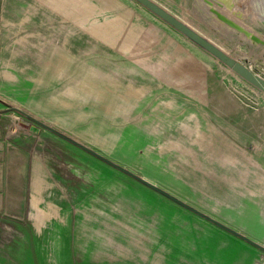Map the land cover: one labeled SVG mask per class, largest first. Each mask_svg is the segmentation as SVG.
<instances>
[{
  "label": "rangeland",
  "instance_id": "rangeland-1",
  "mask_svg": "<svg viewBox=\"0 0 264 264\" xmlns=\"http://www.w3.org/2000/svg\"><path fill=\"white\" fill-rule=\"evenodd\" d=\"M92 1L99 14L87 20L78 13L71 26L65 9L82 0H41L46 23L31 29V54L22 58L23 46L2 44L0 0V70L9 74L0 96L264 244V92L157 15L142 14L140 34L111 22L115 0ZM156 1L264 74V0ZM38 6L31 0L32 11ZM91 25H108L106 43L85 39ZM182 46L202 53L200 101L179 84L170 88L168 65H161ZM70 54L95 60H78L79 74L64 75L59 68ZM88 62L141 68L142 76L127 73L142 100L127 90L123 98L124 84L86 71ZM0 117L7 118L0 123V179L14 184L0 187V264L21 263L6 249L20 229L16 248L32 257L23 264H264L261 249L21 112L0 110Z\"/></svg>",
  "mask_w": 264,
  "mask_h": 264
},
{
  "label": "crops",
  "instance_id": "crops-1",
  "mask_svg": "<svg viewBox=\"0 0 264 264\" xmlns=\"http://www.w3.org/2000/svg\"><path fill=\"white\" fill-rule=\"evenodd\" d=\"M110 1V0H108ZM116 3H114V7L115 9L112 10L114 12V14L116 15L115 17L112 18L111 22H113L115 25L117 23L120 22H125V24H127L128 26H131L132 29H134V31L139 32L141 34V31L143 28H145V25H143V19L142 18V14L144 17L146 18H150L148 14H153V12H151L149 9H147L145 6L141 5L140 3H137L138 5L142 6L143 8H145L146 11H142L141 9H137V7L135 5H133L132 3H128V1L126 0H115ZM40 2L41 0H39V6L38 7H34V11L31 10V0H3V6H2V11H1V15L3 14V27H4V35L2 36V44H4V42H8L11 43L13 46L15 44H18L20 46H23L22 48L17 49L19 57L24 58L27 54H31V48L29 47L30 45V34H31V29L32 28H40L42 25H44L46 23V17H47V12L45 10V8L43 9L42 6H40ZM90 2H93L92 0H82V4L80 5V7H75V9H65V12L68 13L69 15V20H70V24L71 26L75 25L77 26V20L75 19L78 15V13H82V14H86L85 19H93L96 14H99L97 12V7H96V3L91 4ZM158 2V1H157ZM160 3V2H159ZM162 4V3H160ZM165 7V6H164ZM42 8V9H41ZM168 9V8H167ZM169 11H171L170 9H168ZM148 11V12H147ZM36 12L38 15H36ZM145 12V13H144ZM150 12V13H149ZM172 12V11H171ZM32 13H34V15H32ZM62 14H64V11L61 12ZM147 25V23H146ZM108 26V25H107ZM106 27H104L103 29H101L100 27L94 28V25H91V29H93L91 32H88V35H84L85 39L87 41H89L90 43H92V45H94V43H96L97 41L102 42V43H106L107 41V35L108 34H104L106 32ZM103 30V31H102ZM100 31V32H99ZM97 32V33H96ZM40 33V31H39ZM18 34H23V36L16 38L15 35ZM98 37H95V36ZM82 36V37H84ZM8 37L7 40H4L5 38ZM102 37V38H101ZM134 37H136L134 35ZM142 37V35H141ZM16 38V40H14ZM101 38V39H99ZM144 40H151V37L148 33H146L143 36ZM26 45V46H24ZM185 46V45H184ZM198 46V45H197ZM7 48V47H6ZM181 50L183 51L181 54H179L180 56H172L171 54H165L163 57L165 60H162L161 65L163 66H167L168 67V73L170 76V88H174L175 86L179 87L180 89H183V91H189L191 95H193L194 97L198 98V100L200 101L202 99V53L201 52H197V53H193V55L190 52H187V50H185V47H180ZM189 49V46L186 47ZM41 50V48H40ZM1 51H4V47L2 46ZM43 53H39V73L41 75H45L46 74V63H45V59L44 62L41 63V56L46 54V47L43 48ZM11 48H7V56L11 57ZM111 54V53H110ZM116 53H114L115 55ZM79 54H73V58L71 56V54L69 55V57L66 58L67 61H69L68 63L65 64L64 68H59L60 70H65L64 71V75H68L70 73H74V74H79V69H80V64L79 61H93L95 60V57H87L85 60H79L78 59ZM3 58V56H2ZM172 59V64H167L165 61ZM76 60V63H74ZM79 60V61H78ZM166 64V65H165ZM88 68H86V71H91L93 74H98V75H102V77L107 78V76H114L117 79H119L123 84H124V88L120 87V91H124V96L123 98H127L126 95V90L128 92H132L133 88L132 85L137 82L136 79H132V75H128L127 72H133L134 71H138L139 75H143V70L139 67H133V68H129V70L127 69H121L122 67L119 68H108L107 66H97L94 62H88L87 63ZM124 67V66H123ZM57 70V69H56ZM42 72V73H41ZM45 72V73H43ZM7 75L8 72H6ZM4 70H0V76H2L0 78V84H8V78L5 79L4 76L8 77L6 75ZM131 74V73H129ZM135 74V73H134ZM129 76V77H128ZM5 79V80H4ZM129 82V85H128ZM168 87V86H167ZM186 88V89H184ZM1 89V87H0ZM8 89V87H7ZM137 92L136 93H131L132 100L140 101L142 100V96L137 95L138 92H141L142 89L140 88H136ZM169 89V87H168ZM8 91V90H7ZM9 97V96H8ZM118 99H119V95H118ZM130 99V100H131ZM16 106H12L9 107L8 101L6 103V100L4 98H2V96H0V110L4 113L6 110L13 108ZM19 108V107H16ZM7 120L6 117H0V123H5ZM14 187V184L11 185V183H9L8 181H4L0 179V187ZM1 197H0V201H1ZM21 230V231H20ZM13 230L15 232L18 233V241L17 238H15L16 236L14 235V239L12 241H14V244H10L8 242V245L6 246L7 251L9 252V255L12 254V256L14 257V259L20 261V264H23V261L28 260V262L31 261V255H30V251L26 252V256L24 254V250H21L20 245H18V249L17 247V243L15 242H20L22 240L23 237V230ZM27 237H28V243L25 245V247H29L30 245V236L27 233ZM27 242V241H26ZM15 246V249L14 247ZM23 247V245H22Z\"/></svg>",
  "mask_w": 264,
  "mask_h": 264
},
{
  "label": "water",
  "instance_id": "water-1",
  "mask_svg": "<svg viewBox=\"0 0 264 264\" xmlns=\"http://www.w3.org/2000/svg\"><path fill=\"white\" fill-rule=\"evenodd\" d=\"M141 5L145 6L155 15L160 17L162 20L170 24L172 27L177 29L179 32L184 34L187 38L197 44L199 47L203 48L215 58L223 62L226 66H228L234 73L242 77L244 80L255 86L256 88L260 89L264 92V74L260 73L258 70L254 69L251 65H248L247 62L241 60L240 58L233 56L229 52H227L224 48L219 46L213 40H211L208 36L203 34L202 32L198 31L192 25L187 23L186 21L182 20L179 16L174 14L173 12L169 11L166 7L162 4L157 2L156 0H135ZM12 109L21 112L23 115L34 121L35 123L47 128L48 130L60 135L61 137L69 140L70 142L78 145L79 147L83 148L84 150L92 153L93 155L97 156L98 158L106 161L110 165L120 169L121 171L125 172L126 174L134 177L135 179L139 180L144 185L148 186L149 188L153 189L154 191L168 197L169 199L177 202L178 204L190 209L191 211L197 213L201 217L213 222L214 224L220 226L221 228L231 232L232 234L240 237L241 239L247 241L248 243L254 245L255 247L264 251V244L257 242L247 235L241 233L240 231L228 226L227 224L221 222L220 220L210 216L209 214L203 212L202 210L196 208L195 206L187 203L186 201L182 200L181 198L177 197L176 195L170 193L169 191L165 190L164 188L160 187L156 183L148 180L144 176H140L131 170L127 169L126 167L112 161L111 159L107 158L106 156L102 155L101 153L95 151L91 147L79 142L78 140L74 139L73 137L59 131L58 129L50 126L49 124L41 121L37 117L25 112L20 108L13 107Z\"/></svg>",
  "mask_w": 264,
  "mask_h": 264
},
{
  "label": "bare ground",
  "instance_id": "bare-ground-1",
  "mask_svg": "<svg viewBox=\"0 0 264 264\" xmlns=\"http://www.w3.org/2000/svg\"><path fill=\"white\" fill-rule=\"evenodd\" d=\"M181 18V17H180ZM182 20H184V19H182ZM184 21H186V20H184ZM187 23H189L188 21H186ZM190 24V23H189ZM190 25H192V24H190ZM194 27V26H193ZM194 28H196V27H194ZM197 29V28H196ZM198 30V29H197ZM199 31V30H198ZM212 40V39H211ZM216 43V42H215ZM220 46V45H219ZM222 48H224L223 46H221ZM225 49V48H224ZM227 52H229L230 54H231V52L229 51V50H227V49H225ZM232 55H233V53H232ZM233 56H235V55H233ZM237 57V56H236ZM239 58V57H238Z\"/></svg>",
  "mask_w": 264,
  "mask_h": 264
}]
</instances>
